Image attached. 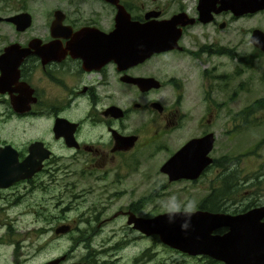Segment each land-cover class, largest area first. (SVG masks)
Masks as SVG:
<instances>
[{
	"label": "flooded vegetation",
	"instance_id": "af4514ba",
	"mask_svg": "<svg viewBox=\"0 0 264 264\" xmlns=\"http://www.w3.org/2000/svg\"><path fill=\"white\" fill-rule=\"evenodd\" d=\"M220 2L0 0V264H32L36 259L33 237L39 230H17V217L29 215L30 223H37L36 192L59 174L73 178L67 184V207H60V211L70 213L75 208L70 204L80 202L81 207H89L88 215L78 217L77 223L83 228L76 231L79 235L71 237L75 246L42 264H152L145 250L138 257L124 259L122 254L133 247V237L120 233L115 240L114 229L95 241L101 225L119 216L125 219L127 231L139 238L158 240L126 224L129 214L136 216L128 209H117L110 218L101 219L108 205L92 203L88 197L94 192L102 195L106 183L101 189H96L95 184L104 183L109 176L113 177L112 184L121 185L131 172L129 159L143 148L151 149L146 161L157 153L165 154L167 137L172 134L185 139L158 165L162 178L168 183L195 181L214 167L220 170L218 179L226 185L229 164L217 163L210 156L214 142L210 118L216 112L209 100L215 87L227 84V77L216 75L212 60H232L236 66L232 73L235 77L241 75V68L248 67L244 62L246 47L260 52L250 43L256 29L241 31L240 22L264 10L237 15L222 9ZM117 6L130 23L167 22L172 35L169 50L127 65L115 62L110 48L100 52L93 37L80 32L109 34L116 25ZM198 100H202L206 112L204 122L197 119L202 109ZM216 109L223 111L217 105ZM193 129L197 131L194 135L189 133ZM208 135L212 142L205 154L207 162L196 170L197 175L191 180L170 181L175 173L169 172V176L162 171L168 159L190 140ZM71 167L78 169L72 172ZM6 175V179L22 178L2 187ZM82 184L85 187L76 189ZM164 188V184L158 185L148 196ZM252 208L255 207L249 209ZM64 217L50 230L57 238L69 233L70 226L76 223L63 222ZM59 229L65 232L56 233ZM18 233L31 239L28 254L23 253L26 244L17 240Z\"/></svg>",
	"mask_w": 264,
	"mask_h": 264
},
{
	"label": "rangeland",
	"instance_id": "374dc122",
	"mask_svg": "<svg viewBox=\"0 0 264 264\" xmlns=\"http://www.w3.org/2000/svg\"><path fill=\"white\" fill-rule=\"evenodd\" d=\"M240 24H243L240 25L241 31L248 32L249 29L255 28L264 32V11L244 17ZM244 55V62L248 67L241 68L242 73L238 77L232 73L236 67L232 60L229 59L228 62L217 58L212 60L213 66L217 69L216 75L226 76L227 84L223 88L215 87V92L209 100L214 103L213 109L216 112L210 118L212 119V134L214 136L210 156L217 163L222 161L221 164H229L228 171H225V178L230 177L232 179L233 188L224 189L223 180L218 179L217 176L220 170L214 167L195 181L168 183L162 178L157 172L158 165L176 150L185 139V137H177L176 134H172L167 137L168 141L165 143L167 152L165 154L157 153L150 158V161H146L151 149L143 148L139 155L135 153L129 159L131 161L130 175L121 182V185L112 184V176H109L102 184H95L96 189H101L106 183L102 195L94 192V195L88 197L92 203L101 202L108 205L104 207L105 210L102 211L101 219L110 218L117 209H128L136 216L146 219L168 211H195L211 189H213L212 194L215 196L222 193L229 195L224 200L223 207H238L239 209L245 203L264 204V182L253 181L255 175L259 177L256 179L257 181L263 180L260 179L259 175L260 167L264 164V106L261 109L249 111L254 101H264V54L253 51L247 46ZM216 84L221 85L219 82ZM195 88L197 89V87ZM200 96L199 93L198 97ZM197 104L201 105L202 100H198ZM216 105L223 111L218 112ZM203 107L202 104V109L197 112V119H202V122L206 119V112ZM239 111L240 115H238ZM208 130L210 131V128ZM189 133L194 135L197 131L193 129ZM136 162L138 164L134 170ZM77 169V167L70 168L72 172ZM56 179L44 184L43 187L46 188L36 192L38 203L36 224L30 223L32 218L29 215L17 217V230L25 231L32 227L39 230L37 235L33 237V245H37V257L32 261V264H42L52 256L70 251L75 246L71 237L79 235L76 231L83 228L77 223L78 217L88 215L89 207H81L80 202L70 204V207H75L74 211L70 213L65 214L60 211V207H67V200L69 199L67 191L70 190L67 184L73 178L70 176L63 177L59 174ZM163 184L165 186L163 190L148 196L152 193V189ZM226 186H228L227 183ZM81 187H85L84 184L77 185L76 189ZM158 193L160 194L158 195ZM74 197L77 198L76 195ZM130 202L134 204V207H118L128 205ZM225 214L230 213L225 212ZM63 216H65L63 222L69 223L71 220H75L76 223L74 226H70L72 229L69 233L66 232L57 238L50 230H53L60 223ZM45 219L51 220V222L44 223L43 220ZM124 221L125 219L119 216L103 223L95 241L98 242L109 234L110 229H114L117 232L115 240L119 238L120 233L127 235L128 238L133 237V247L122 254L124 259L130 260L133 257H138L141 250H145V254L150 257L152 264H158L159 261L164 264H209L205 258L186 256L171 250L159 241H153L152 238H139L135 233L126 230ZM41 232L44 234L40 235ZM17 236H19L18 241L26 244L23 253L28 254L31 239L21 236V233H18ZM78 251L79 249L76 250V252ZM78 257L76 256L75 259Z\"/></svg>",
	"mask_w": 264,
	"mask_h": 264
},
{
	"label": "water",
	"instance_id": "95a60500",
	"mask_svg": "<svg viewBox=\"0 0 264 264\" xmlns=\"http://www.w3.org/2000/svg\"><path fill=\"white\" fill-rule=\"evenodd\" d=\"M104 1L116 4L117 0ZM220 3L222 9L237 15L264 10V0H221ZM117 9L116 25L109 34L80 32L91 35L100 45V52L110 48L113 60L119 65H127L140 62L152 53L169 50L172 35L167 22L137 25L128 22L119 6ZM250 37V43L264 54V33L256 29ZM211 142V135L190 140L168 159L162 171L175 173V177H169L170 181L191 180L197 175L196 170L206 164L205 154L210 150ZM37 166L39 169V163ZM20 178H8L1 186L6 187ZM263 218L264 206H259L236 215L200 210L168 211L146 219L129 214L126 224L145 237L155 236L164 246L186 256L206 257L221 264H264ZM184 224H187L186 228H182ZM220 229L225 231L215 233ZM47 264H54V261Z\"/></svg>",
	"mask_w": 264,
	"mask_h": 264
},
{
	"label": "trees",
	"instance_id": "16d2710c",
	"mask_svg": "<svg viewBox=\"0 0 264 264\" xmlns=\"http://www.w3.org/2000/svg\"><path fill=\"white\" fill-rule=\"evenodd\" d=\"M264 106V101L262 100H256L252 103V105L250 106V110H258V109H261L262 107ZM215 166H218V164L215 163ZM259 173V172H258ZM260 179H263L262 181H257L256 179H258V175H255V177L253 178V181L255 180L256 182H261L263 183L264 182V164L261 165L260 167ZM263 177V178H262ZM225 183L228 184V186L225 185L224 189H232L233 188V184H232V179L229 177L228 179H225L224 180ZM228 194H224L222 193L221 195L219 196H215L213 194H211L210 196L208 197H205L203 199V201L201 202V205L200 207H197L198 210L200 211H206V212H211V213H225V212H229L230 214H237V213H241V212H244L246 211L247 209L251 208V207H258V206H262L264 204H252L251 202L248 203V204H244L243 207H240L238 209V207H223V202L225 199L228 198ZM206 202H209L208 205H206ZM225 230L224 229H220V230H217L215 233H222L224 232ZM205 258L208 263L210 264H216V262H213L209 259H207L206 257H203Z\"/></svg>",
	"mask_w": 264,
	"mask_h": 264
},
{
	"label": "clouds",
	"instance_id": "9594fccd",
	"mask_svg": "<svg viewBox=\"0 0 264 264\" xmlns=\"http://www.w3.org/2000/svg\"><path fill=\"white\" fill-rule=\"evenodd\" d=\"M191 210V209H190ZM187 227V224H184V225H182V228H186Z\"/></svg>",
	"mask_w": 264,
	"mask_h": 264
}]
</instances>
